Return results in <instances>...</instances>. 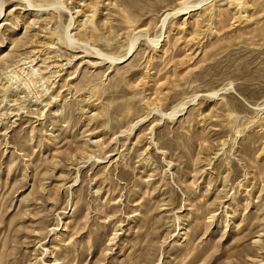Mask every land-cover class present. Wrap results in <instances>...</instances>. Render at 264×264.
<instances>
[{
	"label": "rangeland",
	"instance_id": "1",
	"mask_svg": "<svg viewBox=\"0 0 264 264\" xmlns=\"http://www.w3.org/2000/svg\"><path fill=\"white\" fill-rule=\"evenodd\" d=\"M0 264H264V0H0Z\"/></svg>",
	"mask_w": 264,
	"mask_h": 264
}]
</instances>
